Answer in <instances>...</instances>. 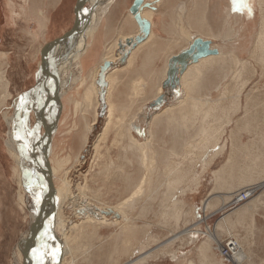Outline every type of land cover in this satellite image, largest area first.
<instances>
[{"label": "rangeland", "instance_id": "rangeland-1", "mask_svg": "<svg viewBox=\"0 0 264 264\" xmlns=\"http://www.w3.org/2000/svg\"><path fill=\"white\" fill-rule=\"evenodd\" d=\"M247 1H249L247 12H252L247 16H252L253 14L258 21L257 23H261L262 18L264 19V2H261L260 6H258L254 0ZM1 2L2 0H0V3ZM86 7L88 9L90 8L88 5H86ZM261 13L263 14L261 15ZM257 16H259V18ZM2 24V16L0 15V26ZM7 35L6 33L3 37H0V57L4 55L10 56V60L7 59L6 61V59H2L3 62L0 60V81L3 83V75V78H5L7 82L8 80L10 81L5 90L0 88V104L2 103V106L0 105V157L6 159L9 158L5 145V142L8 141L7 135L9 129L5 119L13 115L15 110L14 104L17 98L34 87V81L37 76L41 57V47H39L40 49L36 53L33 51L38 48L39 43L29 42V38H15ZM13 55L14 60L11 61V56ZM224 59H228V63L222 61L220 62L221 64L219 63L217 65V81H225L226 77H232L229 79L232 84L192 85L194 87L201 86L202 91L197 93L196 91H188L186 89V94L189 95L185 94L183 98H181L182 91L178 89L179 98L175 102H170L171 108L167 110L166 117L153 126L161 127L164 125L165 127H169L171 129L170 131L174 129L178 130L180 127L176 122L181 119L184 120V117L180 118V114H187L185 117L186 125L183 127L181 126V133L174 134V132L170 131L168 135L152 133L147 135H135L132 133L136 140H148L149 138V143L155 146V148H158L156 149L157 151H161L162 148L164 149L162 152L164 155L168 150H166V147L172 145L181 146V148H179L180 151L178 150V154L170 157V159L165 158V156L164 159L157 160L159 175H157L158 178H156L153 186V189H156V191L154 193H146L148 196L144 194V196L136 200L133 208H129V210L128 208L125 209L127 213L132 211L127 215H129L132 220L131 222L134 224V228L137 227L139 239L138 250L137 248L136 250L138 253L133 256L129 255V234H127L126 237L121 234L119 239H123L121 241L122 244H120L118 238H116V241L119 240V245L113 244L112 242L115 239H111L115 236L111 234L115 235L116 229L115 227L105 226V228L100 227L102 229L99 230L100 237L98 239L94 237L89 229L90 232H87L89 236L84 240L81 236L83 233L82 228L88 225L80 224L76 229L71 231L68 236L69 240L73 241L70 243L72 244L71 246L77 252L74 264H123L128 259H132V257L134 259L136 257H142L143 254L147 252H149L147 253L148 255L146 254L141 260L139 259L137 264H175V261L172 259L173 257L183 260L191 251H197L199 255L205 256L203 259H200L192 253V256L189 257L192 262L188 259L187 264H222V262L219 261L221 258L218 254L217 247L219 244H222L227 237L234 238L238 242L239 247L243 249L239 239H237L231 231L226 233L221 227L220 220L222 216L217 215L212 218L209 217L210 219H208L206 213H204L200 207L197 206L194 208L193 206L194 193H209L211 187L212 193L221 191L238 193L245 188L251 187L254 189L258 183L264 180V45L258 44L251 56L247 55L246 61L244 60L246 62H244V67L248 65L249 68L246 67L242 69L241 65L236 62V60L238 61L239 59L233 56H228ZM4 64H6V67L3 66ZM228 64L229 66L232 64L231 67L233 69H226ZM63 65L68 68V63H64ZM74 71L75 70L67 69L66 72L61 74L60 80L64 81L66 78L70 79ZM221 73H223L222 76L220 75ZM246 81L248 83L244 85L242 82L245 83ZM73 85L70 86L69 91ZM215 88H218L219 91L216 92ZM110 90L111 82L107 96H109ZM238 94L242 97V103H237L235 96ZM69 95V92H66V97L71 99L72 97ZM191 98L201 100L194 101ZM94 101L92 100L95 106L97 103ZM197 101L200 102L199 104H203L206 101L207 108L204 106L205 103L203 105L204 110L209 108L208 111L205 112H208L206 115L202 111L203 109H201L203 108L201 107L202 105H198ZM246 104L248 105V111L245 114L246 110L244 106ZM99 106H101L100 102ZM91 112L92 111H90V113ZM90 113L86 115L87 122L93 119ZM170 113L174 115V117H171L169 122L167 117ZM81 116L79 112L76 118H72L70 110L67 109V113L65 115L61 114L60 116L64 124L57 133L51 136L53 138V147L56 146L54 149L55 151L53 150V156L55 155L63 158L69 155L72 158L71 163L60 173L62 179L60 176L55 179L56 184H60L63 181L69 185L68 192L71 197L70 201L66 202L62 208V219L71 226L73 224H79L81 221L77 217L78 212L73 211L72 207L78 206L79 203L81 204L83 201H86L85 203L88 202L89 204H97L98 202L101 204L102 210H108L107 208L116 206V204L127 195V193H123L122 191V184H124L123 180L126 177H130V184H135L136 179H138L141 174L136 164V158H134L136 159L135 161L133 159L135 163H133V161L131 164L125 163L124 152L128 150L126 133L105 132L101 135L102 132L100 134L99 128L104 125V118L96 117V123L89 133L87 141L83 145L84 147L81 146L79 148L80 150H70L72 141L68 139L69 142H66V130L68 128L73 129V122L81 126L83 123ZM33 117V112H30L28 118L30 124H34L35 117ZM111 119L106 131L109 129H124L123 123L118 121V119H114V117ZM171 119L173 121H171ZM246 119L248 122H246ZM174 121L175 124L173 123ZM256 123L258 124L256 125ZM201 128L203 131H200ZM201 132L205 133L200 134ZM166 136H169L168 143H166ZM162 137L166 140L162 141ZM172 137H175V139ZM224 144V151L218 152ZM232 146L234 147L232 148ZM127 153L126 157L129 158L132 156L130 152ZM215 153H217V155ZM134 156L136 157L137 155L134 154ZM229 156L230 162L228 161V164H226L227 157ZM9 160L13 162L10 158ZM110 163L111 165L109 166ZM178 173H181V178L177 176ZM166 182L167 184H165ZM22 185V194L25 199L24 207L18 205L17 195L20 190L16 187V184V193H14V198L16 197L15 204L17 203L16 206L20 213L19 216L23 219L21 237L11 254L7 255L4 253V248H6L4 245L5 240L3 235H1L0 264H14L15 260L13 256L15 250L19 245H23L21 241L22 236L27 234L32 224L30 216L34 198L28 183L23 182ZM162 185L164 187H166L165 185H170L169 188H171L172 193H164L168 188H164ZM172 185L174 186L172 187ZM174 188L177 191H175ZM256 193H259V191H256L250 198L255 196ZM149 196L150 198L145 200ZM71 198H73V200H71ZM247 201L239 205H243L247 203ZM83 204L84 203H82V205ZM230 208L233 207L230 205ZM8 213L9 210L7 213L6 211L3 213L5 219L8 217ZM260 221L264 226V220ZM4 224L6 223L2 222V225ZM4 227H6V225H4ZM157 228L169 229V235L167 234L168 236L162 238L157 235V237L156 234L160 232ZM186 231L187 234H185ZM149 232L153 236L150 235ZM192 232H195V234H192ZM175 236L178 238L176 239ZM212 236H214L215 243L209 241V237ZM200 242L202 243L200 244ZM210 245H212L211 251H209ZM54 246L53 244V247ZM202 247L204 250L206 247L207 250L204 251ZM80 249L84 250L83 254L80 252ZM261 249V252L264 253V248ZM52 250L54 251V249ZM184 252L186 253L185 256H180V254ZM82 255L86 256V258H82ZM212 255L215 258L213 257L212 259ZM119 258L124 260L118 262ZM69 259V256L65 257V264L69 263ZM216 259H219L217 260L219 263L216 262ZM246 259L243 264H248ZM224 262H226L224 264H234V262ZM259 264H264V262Z\"/></svg>", "mask_w": 264, "mask_h": 264}, {"label": "crops", "instance_id": "crops-1", "mask_svg": "<svg viewBox=\"0 0 264 264\" xmlns=\"http://www.w3.org/2000/svg\"><path fill=\"white\" fill-rule=\"evenodd\" d=\"M76 1L2 0L0 15L3 24L0 26V37L7 33V36L10 37L29 38V42H31L30 35H32L35 39L32 43H39L38 48L33 50L36 53L39 47L42 49L48 42L60 37L72 27L75 19ZM134 1L113 0L105 13L99 15V21L95 25L91 37L87 40L85 50L80 55L75 75L79 80L86 81L85 86H89L90 81H92L91 85L96 87H98L97 82L99 81L107 85L106 78L110 79L109 102L112 105L113 117L123 123L124 129H109L106 131L107 133H126L125 130L130 123L129 121L136 120L130 124L132 125V133L135 135L151 133L168 135L171 130L169 127L164 125L153 127L154 124L165 118L167 110L171 108L170 102L172 100L175 102L179 97L178 88L172 90L166 86L174 85L177 87L182 84L184 79L187 80L185 81L186 84L192 82L190 85L193 83L203 85L232 84L229 81L232 77H226L225 81H217L216 74L217 65L220 62L228 63V59L219 60L220 53H223L221 55L224 58L228 57L229 47L232 44V41L228 43L230 42L229 31L226 32L228 28H225L224 13L222 14L229 1L141 0L143 4L149 5V7L138 11L139 21H145L149 27L146 37L142 35L141 27L135 20V15L130 11ZM246 14L249 15L250 13L246 12ZM225 37L228 38V42H224ZM196 41L210 43L209 50L214 49L218 55H209L199 58L197 62H191V56H184V54ZM110 48H112L111 51ZM107 55L110 57L107 58ZM181 57H183L182 60ZM238 58L240 60L247 58L244 50L238 54ZM174 60L185 62L182 74L179 73L178 68H172L171 63ZM105 63L109 64V68L104 72V79H102L99 71ZM230 65L232 66V64ZM231 66L228 65L230 69ZM171 70H175L176 74L172 76ZM198 70L202 73L201 75L197 72ZM188 72L190 74L193 72L195 75V77H190L189 74L191 79L194 77L192 81L190 79V82L186 78ZM196 72L198 74H195ZM67 92H69V96L76 98L84 93V88H79L77 82L70 91L67 89ZM99 94L100 90L97 98L100 102ZM159 97H164L163 103L153 108L151 106L153 101ZM95 98L93 97L92 100H96ZM102 99L104 100V97ZM100 109L101 107L98 110L100 111ZM104 115H106V111L98 117L103 118ZM103 127L104 125L99 128L100 133L104 132L102 130L105 127ZM166 139L162 137V141L166 140L168 143L169 136H166ZM12 170L13 162H10L9 158L0 157V237L1 235L4 237L6 247L4 253L7 255L11 254L19 241L23 228V219L19 216L17 203L15 204L14 193H16V189ZM256 191L259 193H256L247 203L233 208H230L231 199L237 193L231 191L230 193L229 191L212 193L211 187V193H194L193 198L194 208L200 207L208 219L217 215L222 216L221 227L226 233L231 231L239 239L246 252L248 264L264 262V253L261 252V248H264V226L260 221L264 220V188ZM8 210V217L5 219L3 213L5 211L7 213ZM2 222L6 223L4 224L6 227L2 225ZM133 225L131 223L129 234L130 256L138 253L139 238L137 227L134 228ZM157 230L160 232L156 236L159 235L162 238L169 235V229L157 228ZM150 235L152 234L150 233ZM111 240H113V244L119 245L120 239L116 241V237H113ZM209 247V251H211L212 245ZM192 253L200 259L205 256L199 255L197 251H191L187 257H184L185 263L183 261L181 264H187ZM185 254V252L181 253L180 256H185ZM213 257L212 255L211 258L213 259ZM132 259L134 258L132 257ZM123 260L119 258L118 262ZM217 260L219 259H216L218 263L219 261L222 264L226 263L221 259ZM189 261L192 262L191 259Z\"/></svg>", "mask_w": 264, "mask_h": 264}, {"label": "bare ground", "instance_id": "bare-ground-1", "mask_svg": "<svg viewBox=\"0 0 264 264\" xmlns=\"http://www.w3.org/2000/svg\"><path fill=\"white\" fill-rule=\"evenodd\" d=\"M112 1L113 0H87L86 5H88L90 7L89 8L90 9V17H89L88 22L86 21V23L84 24V27L83 26L80 27L78 32L76 33V35L72 39H70L66 43H64L59 48V51L53 50V52H52L53 55H56L54 57L58 58L60 56L59 61L56 63V66L54 67V71H55L56 75L58 76V80H57V84H56V90H54L53 81L50 78L41 88L39 87V90L28 91L27 93L20 95L17 98V100L15 101V104H14L15 110H14L13 115L11 117L5 119L6 125L9 129L8 135H7L8 141L5 142L6 151H7L9 158L14 163L13 170H12L13 171L12 172L13 173V179L15 180L16 187H18L20 190L18 192V195H17L18 205L21 207L25 206V199H24L23 194H22L23 193L22 192L23 182L28 183V186L30 187L32 196L34 198V203L32 206V213L30 216L31 221H33V219H34L35 211L38 210L43 204H47V202H48L47 200H49V197H48L49 190L46 186L45 180L43 178H37L35 176V174L33 173L34 172L33 170L35 169L34 168V162L36 160H39L41 157L43 158L44 166L47 167L48 172L50 174L53 193H54L55 200H56L55 201L54 221H53V233L50 235L47 233L44 236L46 239L48 238L46 240V243H45V245H46L45 248L47 249V254L42 255V253L39 251L38 247L30 246L29 247L30 249H28V259L25 262V264H65L64 259L66 256L70 257L68 264H74L77 252L71 246L72 244H70V243H72L73 241L69 240L68 236H69V233L71 231H73L74 229H76L78 227V225H80V224H87L88 225V226H84L82 228L83 233L81 234V236L83 237L82 239H84V240H86V238H88V236H89L87 233V232H90L89 229L93 233L94 237H96V239H98L100 237L99 230L102 228H105V226L106 227H115V229H116V231H115L116 236L115 237L116 238L119 239L121 234L124 237H126L127 234H130V231H131L130 228H131V223H132L131 222L132 220L130 219L129 215H127V214L131 213L132 211L127 213L125 209L128 208V210H129V208H133L136 200L141 198L142 196H144V194L147 195L146 193H154L156 191V189H153V186H154L156 178H158L157 175H159L158 174L159 166H158L157 160L158 159L159 160L164 159L165 156H166L165 158L170 159V157L178 154V150H179V148H181V146L178 147V146H173V145L166 147V150L167 149L168 150H167L166 154L164 155V153H162L164 149L162 148L161 151H157L156 149H158V148H155V146H153L149 143V141H148L149 138H148V140L147 139L141 140V141L136 140L132 134V127L130 125L131 123L135 122L136 120L135 121L131 120L132 122L129 121L130 123H128V126L126 127V130H125L126 131V138L128 140L127 141L128 142V147H127L128 150H126L124 152V160H125V163L131 164L134 158L137 159V160L134 159V161L136 160V164L139 167L141 174H140L139 178L136 179V181H135L136 183L130 184L131 183L130 177H126L123 180L124 184H122V191H123V193H127V195L125 197H123L119 201V203L116 204V206H112L111 208L106 207L108 210L111 211L112 214H110V215H105L103 213V212H106L108 210H102L103 208H102L100 203L97 202V204L96 203L95 204H91V203L89 204L88 202L85 203L86 201L85 202L83 201L82 202V203H84L83 205H82V203L81 204L79 203L78 206L72 207L73 211L78 212L77 217L79 218V220H81L79 224H76V225L73 224L71 226V225L67 224L64 219H62V212H63L62 208L64 207V204L66 202L70 201L71 195H69V192H68L69 191V185L63 181L60 184H56L55 179H57V177L60 176L61 171L71 163L72 158L69 155L66 157H63V158L59 157V156H55V155L53 156V150L55 149L56 146L53 147V138L51 136L53 134L57 133V131L60 129V127H62V125L64 124V121L61 120L60 116H61V114L65 115L67 113V109L70 110V114H71L72 118H76L78 113L80 112L82 115L81 119H83L82 120L83 123L81 126L77 125L75 122H73L72 123L73 129L68 128L66 130V139H67L66 142L67 143L69 142L68 139L72 141L70 150H73V149L80 150L79 148L86 143L88 135L92 131V127L96 123V117L99 116L98 108L101 107V106H99V102L97 100L99 88L93 84L91 85L92 81H90L89 86H85L86 81H83L82 79L79 80L78 78H76L75 72L77 71L76 69L78 68V62L80 59V55L82 54V52L85 50V47L87 46V40L89 37H91V35L94 31L95 25L99 21V15H102L103 13H105V10L111 5ZM227 1H229V4L228 3H227L228 5L226 4L227 6H225L224 12H222V14L224 13V20H225L224 22L226 24L225 28L226 27L228 28L226 30V32L229 31V37L228 38H230V42H228V40H227L228 38L225 37L224 42L226 41L228 43H231V41H232V44L229 47L230 51L228 53V56H230V57L233 56V57L239 59L238 54H241V52L243 50H244L245 54H247L248 56L249 55L251 56V54L254 52V49H256V46L258 44L264 45V19L262 18L261 23L260 22L257 23L258 21L256 20L255 15L253 16V14H252V16H247V14H246L247 5L249 4V1H247V0H242V2L238 3L236 6H234L233 0H227ZM254 1L258 6H260L261 2H264V0H254ZM102 11H104V12H102ZM262 14L263 13H261V15ZM257 17L259 18V16H257ZM260 17H262V16H260ZM224 25H223V27H224ZM223 30H224V28H223ZM223 30H222V32H223ZM226 34L228 35V33H226ZM30 37H31V42H33L34 37L32 35H30ZM122 46H125V45H122ZM125 47H127V46H125ZM114 48H116V47H114ZM224 48H226V47H224ZM111 49L112 48H110V51H111ZM41 50H40V52H41ZM112 51L114 52V50H112ZM59 52H60V54H59ZM256 53H258V52H256ZM221 54H223V53L222 52L220 53L219 60L224 59V56H222ZM109 55H107V58L110 57ZM120 57H122V56H120ZM9 58H10V56L4 55V56L0 57V60H1V62H3L2 59H6V61H7V59L10 60ZM111 59H113V58H111ZM114 59H115V57H114ZM250 59H251V57H250ZM12 60H14V55L11 56V61ZM239 60L238 61L236 60V62H238L239 65H241L242 69L248 67V65L246 67H244V62L246 60L245 61L244 60L239 61ZM110 61H114V60H110ZM233 62H235V61H233ZM15 63H16V61H15ZM64 63H68V68L63 65ZM111 63H113V62H111ZM3 66L6 67V64H4ZM67 69L76 70V71H74L72 73V75H73L71 77L72 79L66 78L64 81H61L60 76H61V74L66 72ZM226 69H230V68L226 67ZM197 72H199V70ZM197 72L195 74H198ZM230 73H232V72H230ZM93 74H95V73H93ZM189 74H190V72L187 73L186 78L190 82V79H191L190 77H192V76L195 77V75H193V72H191L192 75L190 74V77H189ZM199 74L201 75L202 73L199 72ZM224 74H225V72H224ZM92 75H91V78H92ZM220 75L222 76L223 73H221ZM95 76H96V74H95ZM3 77H4V75H3ZM3 77H2V79H4L3 83H2V81H0V88H3L5 90L10 81L8 80V82H7L6 79ZM225 77H226V74H225ZM102 79H104V77ZM192 79H191V81H192ZM0 80H1V78H0ZM185 81H187V80L184 79V81H182L181 85L175 87V88H178L179 91L180 90L182 91L181 92L182 93L181 98H183V96L186 94V89L188 91H196L197 93H200L202 91L201 86L200 87L192 86V85L197 86V84H198L197 81L194 80L197 84L193 83L192 85H190L192 82L191 83L188 82L189 84H186ZM241 81H242V79H241ZM247 81L245 83L244 82H242V83L245 85L248 83ZM77 82L79 84V88L80 87L84 88V93L82 95H78L76 93V95H78L76 98H73V97L71 99L67 98L66 97L67 89H69L71 85L76 84ZM106 82H107V85H106L105 91H104V95H105L104 96L105 97L104 103H105L107 108L105 109L106 115H104V117H103L105 119V123H104L105 129H103L104 127L102 128L103 129L102 131H104V132L103 133L101 132L102 133V134L100 133L101 135H103L106 132V128L109 125L110 121L112 120L111 118H113V111H112V107H111L112 105H110L109 96H107V92L109 90V86H110L111 81H110V79L108 80V78H106ZM198 85H202V84H198ZM218 85H220V84H218ZM183 89H184V91H183ZM215 90H216V92L219 91L218 88H215ZM186 95H189V94H186ZM65 97H66V99H65ZM93 97L94 98L96 97L95 101L97 104L95 106L93 105V102H92ZM22 98L24 99V103L21 102ZM235 98L237 100V103H239V102L242 103V97L240 94L235 96ZM5 100H4V102H5ZM192 100H194V101L198 100L199 101L201 99H192ZM198 101H197V103L200 106L202 105L201 107H203L204 103L206 102L205 101L203 104H199L200 102H198ZM245 101H246V99H245ZM177 103H179V102H177ZM0 105L2 106V103ZM204 106L206 107V103ZM244 108L246 110L245 111V114H246L248 111V105L246 104L244 106ZM201 109H203L202 111L205 113L206 111H208L209 108L204 110V107H203ZM194 110H195V108H194ZM90 111H92V112L90 113ZM30 112H33V115L35 117L34 124H30V122L28 120ZM87 113L92 114L93 119L90 122L86 121ZM207 113H205V115ZM90 114H88V115H90ZM180 116H181L180 118L184 117L183 118L184 120L181 119L182 122H181V120L176 122V124L179 125L180 129H178V130L174 129L173 131H170V132H174V134L181 133L182 132L181 126L183 127L184 125H186L185 124L186 123L185 117L187 116V114H180ZM165 117H166V115H165ZM171 117H174V115H171V113H170L169 116L167 117L169 119L168 120L169 122H170ZM132 119H135V118H132ZM171 121H173V120L171 119ZM175 121L173 122L174 124H175ZM254 121H256V120H254ZM246 122H248L247 119H246ZM242 123H244V122H242ZM257 124L258 123H256V125ZM262 124H263V122H262ZM260 126H261V124H260ZM250 128H252V127H250ZM200 131H203V129L201 128ZM204 133L205 132H203V133L201 132L200 134H204ZM17 134L20 135V137H21L20 140L16 139ZM229 134H230V132H229ZM172 138L175 139V137H172ZM233 147L234 146H232V148ZM188 149H190V148H188ZM224 149H225V144L222 145V147L220 148V150L218 152H223ZM127 152H130L132 154V156H131L132 158L126 157L128 154ZM134 154L137 156L135 157ZM215 154L217 155V153H215ZM213 156H215V155H213ZM230 156L227 157L228 159L226 161V164H228V161L230 160ZM73 157H75V156H73ZM77 158H78V156H77ZM134 161H133V163H135ZM110 165H111V163L109 164V166ZM180 174L179 173L177 174V176L179 178H181ZM183 176H184V174H183ZM64 178H65V176H64ZM61 179H62V177H61ZM184 179H185V177H184ZM165 184H167V182ZM169 184H171V183H169ZM165 186L168 189H166L167 191L165 190L164 193H172L171 188H169L170 185L169 186L165 185ZM173 186L174 185H172V187ZM166 187H164V188H166ZM261 188H264V180L261 183H258L257 186L254 187V190H258ZM175 191H177V190L175 189ZM173 193H174V191H173ZM37 198H39V203H37ZM149 198H150V196L147 197L145 200H148ZM71 200H73V198H71ZM114 215H117V217ZM100 227H102V228H100ZM187 231L185 232V234H187ZM193 233L195 234V232H192V234ZM25 238H26V234H24L22 236V239H21L23 245H19L15 250V253L13 256L14 260H15L14 264H23V257H24V253H25V244H24ZM175 238H176V236H175ZM175 238H173V239H175ZM209 241L215 243L214 236L209 237ZM53 244L55 245L54 247H53ZM120 244H122V243H120ZM52 249H54V251ZM57 249H58V252L56 251ZM202 249L204 250L203 247H202ZM80 250H81L80 252L83 254L84 250H82V249H80ZM205 250H207L206 247H205ZM243 250L244 249L240 248L239 255L234 259V264H243L244 263V261L246 259V254L244 252L245 250L244 251ZM53 253H55V258H53ZM147 253H149V252H147ZM146 254H143L142 257L146 256ZM81 257L84 259L86 258V256H84V255H82ZM142 257L140 256L136 259H128L123 264H137V261L139 259L141 260ZM172 259L175 261V264L183 263V260H179L176 257L175 258L173 257ZM184 263H185V261H184Z\"/></svg>", "mask_w": 264, "mask_h": 264}, {"label": "water", "instance_id": "water-1", "mask_svg": "<svg viewBox=\"0 0 264 264\" xmlns=\"http://www.w3.org/2000/svg\"><path fill=\"white\" fill-rule=\"evenodd\" d=\"M87 0H77L74 9V23L67 32H65L60 37L48 42L41 50V57H40V64L38 66L37 76L35 80V85L29 91L39 90L50 78L53 81L54 90H56V84L58 80V76L54 71V67L56 63L59 61L60 56L58 58L54 57L53 50H59V48L66 43L68 40L72 39L76 33L78 32L80 27H84L86 21L88 22L90 17V9L86 7ZM149 7L148 4H143L141 0H135L132 8L131 13L135 15V20L137 21L138 25L141 27V32L144 37L148 35L149 27L145 21H139L138 11L143 8ZM217 51L209 50V44L204 43L201 41H196L193 45L186 51L184 56H191V62H197L199 58H203L209 55H216ZM183 57H181V60ZM172 68H178L179 73H183L185 68V62H178L174 60L171 63ZM109 68V64L105 63L100 69V77H103L104 72ZM172 76L176 74L175 70H171ZM97 86L100 90L99 97L101 109L99 111V117L105 113V105L104 100V89L106 87L105 83H101L100 81L97 82ZM166 88H170L172 90L175 89L174 85L166 86ZM163 103V97H159L156 101L152 103V107L156 108ZM34 174L37 178H43L45 180L46 186L49 190L47 200V204H43L38 210L35 211L34 219L32 221L31 226L29 227L26 238L24 239L25 244V253L23 257V264L28 259V249L30 246L38 247L39 251L42 255L47 254V249L45 248L46 239L44 236L45 234H52L53 233V221H54V213H55V196L53 193V188L51 184L50 174L48 172L47 167L43 164V158L41 157L39 160L34 162ZM105 215L112 214L110 210L103 212ZM117 217V215H114Z\"/></svg>", "mask_w": 264, "mask_h": 264}, {"label": "built area", "instance_id": "built-area-1", "mask_svg": "<svg viewBox=\"0 0 264 264\" xmlns=\"http://www.w3.org/2000/svg\"><path fill=\"white\" fill-rule=\"evenodd\" d=\"M255 191L256 190L251 187L239 191L231 200L230 205L235 207L240 203L247 201L252 195H254ZM217 248L220 258L227 262H234V259L240 252L238 242L232 237H227V239L222 244H219Z\"/></svg>", "mask_w": 264, "mask_h": 264}, {"label": "snow or ice", "instance_id": "snow-or-ice-1", "mask_svg": "<svg viewBox=\"0 0 264 264\" xmlns=\"http://www.w3.org/2000/svg\"><path fill=\"white\" fill-rule=\"evenodd\" d=\"M241 2H242V0H233L234 6H236L238 3H241ZM21 102L24 103V99L23 98L21 99ZM16 139L17 140L21 139L19 134H17ZM37 203H39V198H37ZM56 251L58 252V249ZM53 258H55V253H53Z\"/></svg>", "mask_w": 264, "mask_h": 264}]
</instances>
